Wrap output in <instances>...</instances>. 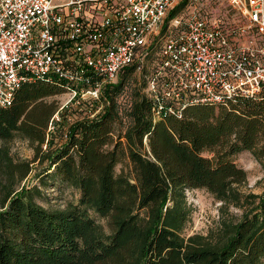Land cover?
<instances>
[{"label": "trees", "instance_id": "16d2710c", "mask_svg": "<svg viewBox=\"0 0 264 264\" xmlns=\"http://www.w3.org/2000/svg\"><path fill=\"white\" fill-rule=\"evenodd\" d=\"M188 2L170 10L161 33ZM135 71L103 87L91 118L68 121L48 101L65 91L58 81L25 84L0 107V264H264V191L246 193V173L232 160L247 151L264 170V98L227 110L189 105L180 118L155 120L145 90L118 104ZM56 113L59 144L48 132ZM15 139L29 144L31 160L11 156ZM33 164L39 186L19 190ZM122 164L128 170L116 174ZM47 184L71 188L77 200L40 206ZM191 190L220 203L219 225L205 235L183 234Z\"/></svg>", "mask_w": 264, "mask_h": 264}, {"label": "built area", "instance_id": "2783aa9c", "mask_svg": "<svg viewBox=\"0 0 264 264\" xmlns=\"http://www.w3.org/2000/svg\"><path fill=\"white\" fill-rule=\"evenodd\" d=\"M226 1L240 22L219 26L196 5L185 19L169 22L173 32L146 77L155 120L180 118L189 105L227 110L239 98H264V0ZM178 2L0 0V107L11 106L23 85L47 80L61 82L76 104L97 114L103 87L124 70L141 68ZM58 121L56 113L48 132Z\"/></svg>", "mask_w": 264, "mask_h": 264}, {"label": "rangeland", "instance_id": "374dc122", "mask_svg": "<svg viewBox=\"0 0 264 264\" xmlns=\"http://www.w3.org/2000/svg\"><path fill=\"white\" fill-rule=\"evenodd\" d=\"M181 0H179L180 2ZM178 2V3H179ZM187 8L181 13L182 19L187 17L188 13L197 7L199 13L207 20L216 22L219 26H231L234 23L240 22V17L236 12L232 10L226 0H200L197 4H194L193 0H189ZM170 12V11H169ZM167 13L165 19L160 25L157 37L151 39V45L149 46V54L140 64L141 68L137 69L127 80L125 87L118 97V104L121 107H127L130 101L131 92L134 90L144 91L146 87V77L153 72L158 55L156 52L161 48L165 37L172 34L173 29H169V23L166 26V30L161 33L167 20ZM118 80V79H117ZM116 80V81H117ZM48 101H54L62 112H65L67 120L71 121L77 118L94 116V109L87 108L81 101L76 104L77 99L72 98L64 91L58 95L48 98ZM218 110V109H216ZM56 129H51L49 132L55 138V142L59 144L58 133H55ZM51 135H49L50 138ZM10 148V154L15 160H31L33 157V151L29 144L25 140L15 139L8 144ZM233 162L239 168L243 169L246 173L247 184L244 187L246 193L261 194L264 191V170L262 166L254 159L250 152L243 151L232 157ZM121 168L128 170L126 164L118 165L115 169L116 174L120 172ZM40 168H37L36 164H33L30 175L22 182V188H28L32 186H39L36 174L39 173ZM50 184V183H48ZM41 190L42 198L37 200V203L47 209L63 208L69 202H75L77 200V193L71 188H66L62 185H49ZM18 190V191H19ZM187 203L191 206L193 213L190 224L187 225L184 230L185 236H191L194 234L205 235L211 230H215L220 221V203L215 201L213 197L204 190H191L186 192ZM239 212L233 208L229 209V214ZM104 225V222L101 221Z\"/></svg>", "mask_w": 264, "mask_h": 264}]
</instances>
